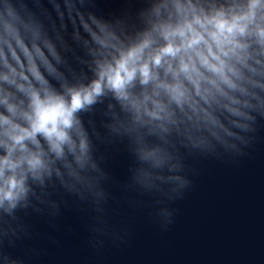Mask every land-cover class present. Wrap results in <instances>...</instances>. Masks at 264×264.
Masks as SVG:
<instances>
[{"label":"water","instance_id":"95a60500","mask_svg":"<svg viewBox=\"0 0 264 264\" xmlns=\"http://www.w3.org/2000/svg\"><path fill=\"white\" fill-rule=\"evenodd\" d=\"M191 2L207 10L244 0ZM162 4L163 21L171 0H0V18L9 15L8 39L22 62L28 55L44 74L51 61L73 84L91 63L83 33L74 31L81 17L131 39ZM242 42L238 72L221 85L223 102L249 117L238 118V138L194 147L167 122V132L138 136L144 129L111 93L97 97L75 113L87 156L48 153L40 178L27 175L26 194L0 206V264H264V45ZM138 141L157 158L141 160Z\"/></svg>","mask_w":264,"mask_h":264},{"label":"clouds","instance_id":"9594fccd","mask_svg":"<svg viewBox=\"0 0 264 264\" xmlns=\"http://www.w3.org/2000/svg\"><path fill=\"white\" fill-rule=\"evenodd\" d=\"M162 7L169 5L156 6L157 20L131 39L81 17L74 31L83 33L91 63L84 79L73 84L66 83V76L58 78L64 69L51 61L44 74L28 55L22 62L8 39L12 21L7 13L0 18L5 37L0 49V147L5 151L0 157V206L7 201L8 208L14 207L26 194L27 175L40 178L48 153L60 157L67 148L77 161L87 156V133L75 113L106 93L130 112L134 126L144 129L143 134L137 129L138 136H151L156 129L167 132V122L194 147L238 138L244 127L238 118L249 117L223 102L221 85L238 72L240 52L247 47L242 41L254 38L264 45V0L207 10L191 0H171V11L161 21ZM17 47L26 51L19 42ZM136 86L138 93L132 91ZM14 152L19 153L15 159ZM136 152L144 161L158 155L139 141Z\"/></svg>","mask_w":264,"mask_h":264}]
</instances>
